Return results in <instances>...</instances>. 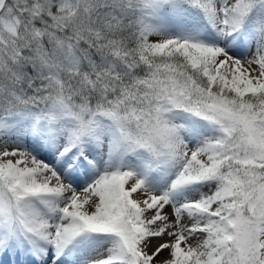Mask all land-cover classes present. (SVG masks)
<instances>
[{
  "label": "snow or ice",
  "instance_id": "snow-or-ice-1",
  "mask_svg": "<svg viewBox=\"0 0 264 264\" xmlns=\"http://www.w3.org/2000/svg\"><path fill=\"white\" fill-rule=\"evenodd\" d=\"M0 264H264V0H0Z\"/></svg>",
  "mask_w": 264,
  "mask_h": 264
}]
</instances>
